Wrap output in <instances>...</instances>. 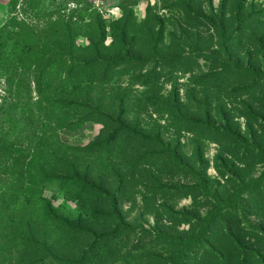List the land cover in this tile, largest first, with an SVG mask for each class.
<instances>
[{
	"label": "rangeland",
	"instance_id": "1",
	"mask_svg": "<svg viewBox=\"0 0 264 264\" xmlns=\"http://www.w3.org/2000/svg\"><path fill=\"white\" fill-rule=\"evenodd\" d=\"M0 264H264V0H13Z\"/></svg>",
	"mask_w": 264,
	"mask_h": 264
},
{
	"label": "crops",
	"instance_id": "2",
	"mask_svg": "<svg viewBox=\"0 0 264 264\" xmlns=\"http://www.w3.org/2000/svg\"><path fill=\"white\" fill-rule=\"evenodd\" d=\"M13 0H0V29L10 18V8Z\"/></svg>",
	"mask_w": 264,
	"mask_h": 264
},
{
	"label": "trees",
	"instance_id": "3",
	"mask_svg": "<svg viewBox=\"0 0 264 264\" xmlns=\"http://www.w3.org/2000/svg\"><path fill=\"white\" fill-rule=\"evenodd\" d=\"M8 22L6 23V25L4 27H2L1 29L5 28L7 26ZM105 56H102V54L97 53L96 56L94 57V60H92L93 63H103L108 65H112V61H108V59L104 58ZM20 66H22L23 64L19 61L18 62ZM83 65H87V63H84Z\"/></svg>",
	"mask_w": 264,
	"mask_h": 264
}]
</instances>
